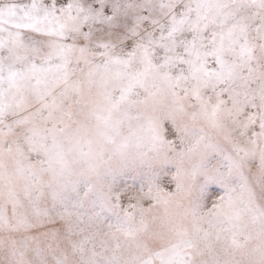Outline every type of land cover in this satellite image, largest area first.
I'll use <instances>...</instances> for the list:
<instances>
[{"label":"snow or ice","instance_id":"snow-or-ice-1","mask_svg":"<svg viewBox=\"0 0 264 264\" xmlns=\"http://www.w3.org/2000/svg\"><path fill=\"white\" fill-rule=\"evenodd\" d=\"M0 264H264V0H0Z\"/></svg>","mask_w":264,"mask_h":264}]
</instances>
